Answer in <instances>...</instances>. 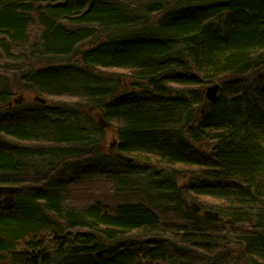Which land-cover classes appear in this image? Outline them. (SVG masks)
I'll return each mask as SVG.
<instances>
[{
  "label": "trees",
  "instance_id": "obj_1",
  "mask_svg": "<svg viewBox=\"0 0 264 264\" xmlns=\"http://www.w3.org/2000/svg\"><path fill=\"white\" fill-rule=\"evenodd\" d=\"M0 187V264H264V0H0Z\"/></svg>",
  "mask_w": 264,
  "mask_h": 264
},
{
  "label": "rangeland",
  "instance_id": "obj_2",
  "mask_svg": "<svg viewBox=\"0 0 264 264\" xmlns=\"http://www.w3.org/2000/svg\"><path fill=\"white\" fill-rule=\"evenodd\" d=\"M132 31L133 30H129V31H127V33H130ZM124 33H126V32H123L120 34H124ZM113 35H114L113 32L101 33L98 38L86 43L82 47V50L92 48V47L96 46L97 44H99L100 42L105 41L107 38L113 37ZM115 35H117V34L115 33ZM109 73H110L109 75L111 77L113 75L117 76L116 78L118 81H120L122 88H125V89L130 88V86H131L130 72H128L127 70H114V71L111 70V71H109ZM214 85H217V84H214ZM208 88H210V86L204 90V94H206V95H207ZM21 98H23L25 101H30V102L32 101V99H34L35 102L40 103V102L36 101V98H38V97L34 96L31 93L28 94L24 91L15 92L13 102H17ZM205 99H206V96H205ZM57 101L60 103H71V102H73V100L66 98V97L61 98V99H57ZM206 102H205V105L201 108V112L205 111V109L209 106L207 99H206ZM40 104H43V103H40ZM94 117H95L96 121L98 122V124L100 125V123L103 120L102 117L99 114H95ZM102 128H104V127H102ZM104 129H106V135H105L104 144H103L104 150L106 153H108L109 155H112L114 157V155L116 153H118L116 150V147L111 148L113 143L116 142L115 133H114L113 129L110 127L104 128ZM184 181L185 180L181 181L180 184L183 185ZM72 192L74 194V198H73L74 202L76 204H79V205H82V204L85 205V204L91 203V202L96 203L98 201L103 203V204L111 205V204H113V201H117L118 199H121V197L118 198L117 196H115L114 191H113V184L105 178H97V179H95L94 182L87 184L86 186H79L77 188H74L72 190ZM194 204H197L200 207L203 206L200 202L196 203L195 201H189L190 208H192V206H194ZM212 206L213 207L215 206L214 201H210V204L207 207H204L206 210L202 211L203 214L205 211H211L210 207H212ZM199 213H201V212H199Z\"/></svg>",
  "mask_w": 264,
  "mask_h": 264
},
{
  "label": "water",
  "instance_id": "obj_3",
  "mask_svg": "<svg viewBox=\"0 0 264 264\" xmlns=\"http://www.w3.org/2000/svg\"><path fill=\"white\" fill-rule=\"evenodd\" d=\"M219 91H220V86L219 85H214V86H211L210 88H208V91H207V95H206V99L208 101L209 104H214L217 99H218V94H219ZM24 99L21 98L19 101L15 102V103H21ZM36 101L40 102V103H43L45 104L46 101L43 100V99H40V98H36ZM100 125L104 128H108L110 127V125L102 120V122L100 123ZM117 146V142H114L113 145L111 146V148H114ZM115 158L125 162V163H128V164H131L133 162V159L130 158V157H127L123 154H120V153H116L114 155ZM17 191V188H12V187H0V199L2 197V195L4 193H7V192H16ZM191 210L193 211L194 214H197L199 212L202 211L201 207L198 206L197 204H194V206H192ZM204 215L209 218V219H214V220H217L219 218V214L218 213H213L211 211H205L204 212Z\"/></svg>",
  "mask_w": 264,
  "mask_h": 264
}]
</instances>
